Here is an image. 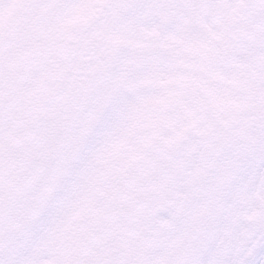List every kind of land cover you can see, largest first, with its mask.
Masks as SVG:
<instances>
[{
	"label": "snow or ice",
	"instance_id": "1",
	"mask_svg": "<svg viewBox=\"0 0 264 264\" xmlns=\"http://www.w3.org/2000/svg\"><path fill=\"white\" fill-rule=\"evenodd\" d=\"M0 264H264V0H0Z\"/></svg>",
	"mask_w": 264,
	"mask_h": 264
}]
</instances>
